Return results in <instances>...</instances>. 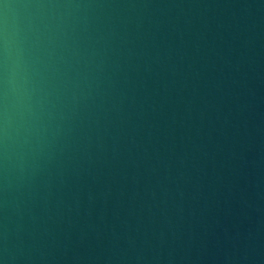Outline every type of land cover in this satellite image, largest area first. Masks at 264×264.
<instances>
[{"label": "water", "instance_id": "obj_1", "mask_svg": "<svg viewBox=\"0 0 264 264\" xmlns=\"http://www.w3.org/2000/svg\"><path fill=\"white\" fill-rule=\"evenodd\" d=\"M0 264H264V0H0Z\"/></svg>", "mask_w": 264, "mask_h": 264}]
</instances>
